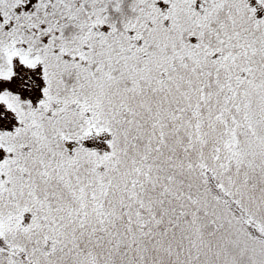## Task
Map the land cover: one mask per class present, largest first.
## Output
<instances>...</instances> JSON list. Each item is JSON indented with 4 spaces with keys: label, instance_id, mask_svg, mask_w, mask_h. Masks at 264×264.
Returning a JSON list of instances; mask_svg holds the SVG:
<instances>
[{
    "label": "snow or ice",
    "instance_id": "6c2138e0",
    "mask_svg": "<svg viewBox=\"0 0 264 264\" xmlns=\"http://www.w3.org/2000/svg\"><path fill=\"white\" fill-rule=\"evenodd\" d=\"M0 264H264V0H0Z\"/></svg>",
    "mask_w": 264,
    "mask_h": 264
}]
</instances>
